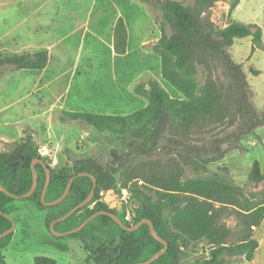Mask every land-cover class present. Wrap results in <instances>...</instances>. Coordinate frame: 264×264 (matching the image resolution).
<instances>
[{"label":"trees","instance_id":"16d2710c","mask_svg":"<svg viewBox=\"0 0 264 264\" xmlns=\"http://www.w3.org/2000/svg\"><path fill=\"white\" fill-rule=\"evenodd\" d=\"M137 1L151 4L162 13V35L153 50L161 58L163 80L178 96L172 97L156 79H148L135 88V93L145 98L148 105L130 115L66 112L73 121L100 133L120 136L122 147L109 150L108 160L97 156L75 161L74 174L56 172L48 166L51 182L47 202L62 196L71 178H75L68 197L53 207L42 203L47 174L44 166L37 164L39 183L35 194L16 200L0 190V211L15 220L14 215L19 211L15 208L17 201L35 202L41 209L50 211V227L89 196L93 181L90 177H79L80 173L97 179L92 203L102 191L116 190L114 175L119 173L125 189L133 183L132 200H136L133 225L125 222L124 207L98 203L94 210L89 209V204L57 223L56 231H71L97 212L108 211L129 227L143 220L153 222L156 234L168 243L167 252L153 264H183L189 246L199 242H206L209 254L199 264L250 263L260 247L254 230L264 221V192L260 190L264 173L260 162L255 161L252 166L251 191L247 196L241 187L218 175L191 178L187 173L207 171L210 165L224 161L230 153L242 149L246 138L261 141L258 130L264 127V109L256 108L255 92L243 63L235 60L232 49L237 40L252 38L253 53L264 51V29L236 21L218 27L210 13L223 0H194L192 5L178 0ZM240 3L241 0H230V12ZM128 46L127 23L120 17L114 28V51L126 55ZM50 62L49 49L0 52V77L22 70L43 71ZM200 68L205 73L202 84L198 81ZM249 71L253 76L261 74L253 67ZM36 159L46 162L33 135L27 132L21 143L0 152V184L17 196L28 193L34 182L32 163ZM154 189L161 190L158 199L150 194ZM224 207L234 209L240 223L238 232L221 223ZM82 212L85 218L78 220L76 217ZM11 227L12 222L0 214V234ZM73 236H83L80 241L88 247L94 264L145 262L164 248L151 234L149 225L128 232L105 215L95 218ZM11 238L12 234L0 240V264H7L4 251ZM35 264L58 263L42 256L35 259Z\"/></svg>","mask_w":264,"mask_h":264},{"label":"rangeland","instance_id":"374dc122","mask_svg":"<svg viewBox=\"0 0 264 264\" xmlns=\"http://www.w3.org/2000/svg\"><path fill=\"white\" fill-rule=\"evenodd\" d=\"M178 1H182L188 5L194 3V0ZM42 2L33 1L25 3V0H0V52L2 53L33 52L36 50L32 51L28 49L54 43L62 39L64 37L63 35L69 34L68 38H65L66 40L64 39L65 41L60 42L55 47L53 52L54 64L46 76L42 75L40 71H32L29 74L22 75L28 87L33 88L36 83L41 88L46 83L53 85L55 77L61 71L71 69L75 65V62L80 60L78 68L79 75H86L90 78L88 88L92 95L96 93V90L102 91L98 87L110 90L113 85L114 74L121 77L127 76L128 78L135 69L142 67L137 62L138 58H136L137 56L134 52L130 57H123L117 59V61H113L110 48L112 47L111 35L105 38V45L98 43L97 38L94 36V34L102 35L105 26L109 25L110 21L115 18L116 9L112 5L107 4L104 8L105 13H103L101 7L97 6L94 12L89 15L91 5L85 6V3L80 5L79 2H76V6L78 5L76 9L79 14L75 18L73 16V19L70 20L71 18H68L69 14L66 16L67 11H65L67 9L66 7L71 8L69 4H65L62 12L59 14L55 11L53 4L42 7ZM57 2H54V4ZM225 3H228L230 7V0H223L210 13L211 20L220 28H224L234 21L247 24L253 23L254 21L261 23L264 19V0H244L243 8L234 14L230 12L229 16L223 13L222 7ZM137 4L139 5L135 6L122 0L119 4V8L123 14L130 17L129 21L133 40L131 45L132 51L136 46L135 40L137 36L141 35L143 26L147 25L148 27H152L153 29L150 30V33L157 34L156 36L159 38V41L162 35L161 24L163 17L161 11L153 5L145 3L153 12V21L157 26L154 28L153 25H150L151 22H149L152 19L149 12L146 13L144 11L146 7H142L140 2ZM148 14L149 17L147 16ZM61 22L65 24L63 25V34H60L59 29H57V25ZM87 22H89L88 26L86 25ZM102 22L104 25H101ZM87 27L93 32L88 33ZM86 31L88 34L86 42L83 45L82 37ZM166 32L169 35L171 34L169 27L166 28ZM149 48L153 49V45ZM22 49L25 50L18 52ZM232 51L235 60L244 65L249 83L256 95V108L258 110L264 109V51L257 50L252 55V38L237 40ZM159 57L155 53L154 69L156 70L161 67V59ZM131 61L133 62L132 65H130ZM250 67L261 71V74L253 76L249 71ZM83 69L87 70L86 74ZM204 75V70L200 68L198 81L201 84L204 81ZM78 80L71 87V94L68 96L70 103L73 102L74 94L79 83L77 82ZM147 80L145 78L141 83ZM64 81L62 88H59L57 85L55 86L56 96H60L66 91L68 82L66 80ZM161 85L172 97L175 98L178 96L176 90L164 80ZM135 88L131 92L135 93ZM91 95L89 96L92 97ZM49 99L45 97L41 98L36 93V95L27 98L26 102L33 101L35 104H40L43 109L41 111L44 113L48 109V104L54 101L52 98ZM87 101L89 105L95 102L93 98H88ZM58 103V100L55 101V106L51 103V109L44 113L39 120L35 121L34 129L27 124L23 137L17 142H0V152L9 151L12 145L21 143L26 138L27 132H29L33 135L36 144L39 146L41 156L46 159L45 163L47 166L56 172L74 174L76 171L75 161L81 159L86 160L87 158L97 156H102L108 160L109 150L122 147L120 136H115L109 132L100 133L91 126L69 119L65 115L67 111L61 109ZM258 135L261 141H258L256 138H246L243 141L242 149L230 153L224 161L210 165L207 171H201L199 173L188 171V176L191 178H210L218 175L220 179L234 186L241 187L247 196L251 191L250 172L255 161L260 162L264 173V127L258 130ZM114 177L117 184L116 190L109 192L102 191L97 201L90 203L89 209L94 210L98 203H105L110 207H124L125 211L123 210L122 215H125V222L133 225L134 220L132 214L135 210L136 201L135 199L132 200L133 183L125 189L120 182V174L117 173ZM260 190L264 192V183L261 184ZM160 191L154 189L150 194L153 198L158 199ZM15 208L19 209L14 215L15 220L13 219L16 222V229L12 233L8 247L4 251L7 264H35V259L42 256L53 258L58 264H94L91 260V255L87 251L88 247L80 241L83 236H73V234L65 237H57L52 233L49 227L50 211L41 209L35 202L27 201H17ZM223 211L221 223L230 227L234 233L238 232L240 230V223L234 213V209L224 207ZM76 218L83 220L85 213H80ZM254 237L259 241L260 247H262L259 256L264 260V221L260 227L254 230ZM237 238L238 236L235 235V239ZM207 249L206 242L191 244L185 252L183 264L203 263L209 258ZM233 264L246 263L235 262Z\"/></svg>","mask_w":264,"mask_h":264},{"label":"crops","instance_id":"0c3cea01","mask_svg":"<svg viewBox=\"0 0 264 264\" xmlns=\"http://www.w3.org/2000/svg\"><path fill=\"white\" fill-rule=\"evenodd\" d=\"M33 1H43L42 7H46L49 4H53L55 11L57 13H61L63 10L64 5L71 6V8L66 7L67 9L66 16L69 14L68 18H71L70 20L78 16L79 12L76 9V2H79V4H84L85 6L91 5V10L89 15H91L95 8L97 6L101 7L103 9V13H105V7L107 4L112 5L116 9V15L115 18H113L110 21L109 25L105 26L104 31H102V35L100 34H94V36L97 38L98 43H102L105 45V38L108 35H111V58L113 61H117L119 58L123 57H130L132 53L134 52L137 56V62L142 65L140 69H135L131 75L128 76H118L114 74L113 76V85L111 86L110 90H106L105 88L98 87L99 90H96L95 94H90L89 86L90 81L88 76L79 75V61L75 62V65L71 67L69 70L61 71L57 77H55L53 85L46 83V85L41 88L37 83L34 85V87L30 88L28 87L24 80L22 75L29 74L32 72L31 70H22L19 72L7 74L5 76L0 77V142L5 143H14L17 142L19 139H21L24 135V129L27 124H29L33 129L35 127V121L39 120L41 116L44 115V113L48 112V110L51 109V103L55 106V101L58 100V106L61 107V109H64L67 112H90V113H96V114H105V115H130L134 112H137L143 108H145L148 105V101L135 94L134 92H131L133 88H135L137 85L141 83L143 79H156L161 84L163 82V76L161 67L159 69H154V59H155V51L150 46L157 44L159 41V38H157V34H151L150 30L153 29L152 27H148L147 25L143 26V30H141V35L137 36L135 43L136 46L134 50H131V45L133 43L132 40V31H131V24H130V17L123 14V12L120 10V2L121 0H25V3L33 2ZM126 3L132 4V5H139L137 4L140 2L142 7H146L144 11L146 13L149 12L151 16V20L149 22L150 25H153L154 28L157 27L156 23L153 21V12L149 6H147L145 3L141 1H135V0H122ZM134 1V2H133ZM54 2H57L54 4ZM243 2L244 0H241L240 5L238 8L233 12L237 13L243 8ZM223 8V13H226L227 16L230 15V7L228 3H225ZM149 14L147 15L149 17ZM264 16V12H263ZM120 17H123L127 23L128 32H129V46L128 51L126 55H117L114 51V28L115 24L118 21ZM89 21V19H88ZM247 24H258L264 29V19L261 23H258L257 21H254L253 23H247ZM63 25H65L63 22L59 23L57 25V29H59L60 34H63ZM86 25H89V22L86 23ZM101 25H104L102 22ZM149 25V26H150ZM88 33H92L93 31H90L89 27H87ZM87 31L85 34H83L82 37V43L83 45L86 42L87 37ZM68 33L63 35L64 37L54 43H49L48 45L44 46H38L29 48L28 50H38V49H49L51 54V62L49 66L43 70L40 71L42 75H45L52 69L54 64V49L56 46L59 45L60 42L65 41V38H68ZM161 38V37H160ZM65 39V40H64ZM26 49V48H25ZM25 49H22L18 52H21ZM257 51V50H256ZM114 53V54H113ZM157 54V53H156ZM253 53V42H252V55ZM160 58V57H159ZM158 58V60H159ZM157 59V58H156ZM161 59V58H160ZM132 61L130 62V65H132ZM144 67V68H143ZM85 74H86V69ZM26 77V76H25ZM68 77V79H66ZM79 79L77 82L78 86L76 88L73 102L70 103V99L68 96L71 94V87H73L74 82ZM66 80L68 82V86L66 87V91L62 93L60 96H56V91L54 89L55 86H59V88H62L64 86ZM104 82V80H103ZM105 86V85H104ZM98 92V93H97ZM40 95L41 98H52L54 101L49 103L48 109L42 113L41 110H43L40 106V104H35V102H26L27 98L34 95ZM28 94V95H27ZM91 95L92 97H90ZM28 96V97H27ZM57 98V99H56ZM62 98V99H61ZM88 98H93L95 102H92L91 105H89V102L87 101ZM50 100V99H49ZM37 103V102H36ZM39 107V108H38ZM50 107V108H49ZM262 247H259L256 256L254 260L250 263L246 264H264V260L260 258L259 253L261 251Z\"/></svg>","mask_w":264,"mask_h":264},{"label":"water","instance_id":"95a60500","mask_svg":"<svg viewBox=\"0 0 264 264\" xmlns=\"http://www.w3.org/2000/svg\"><path fill=\"white\" fill-rule=\"evenodd\" d=\"M37 164H42L44 166L46 174H47L46 184H45V187H44V190H43V193H42V203L45 206H48V207H53V206H57V205L61 204L68 197V195L70 194V191H71V188L73 186L75 178H71V180L69 181V183H68V185L66 187V190L62 194V196H60L58 199H56V200H54L52 202H47L46 201V195H47V192H48V189H49V185H50V182H51V169L47 166V164L44 161L39 160V159L34 160L33 163H32V172H33V180H34V182H33L32 189L28 193H26L24 195H21V196H17V195L12 194L11 192H9L1 184H0V190L2 192H4L5 194H7L8 196H10V197H12V198H14L16 200L31 198L35 194V192H36V190L38 188V183H39L38 182L39 174H38V171H37V168H36ZM16 165L17 164H14L13 166H16ZM78 176L79 177H83V176L90 177L92 179V181H93V188H92L89 196L82 203H80L75 208H73L65 216H63L61 218H58L57 220H55L54 222L51 223L50 229H51L52 233L55 236H57V237H65V236H70V235L76 234V233L82 231L95 218H97V217H99L101 215H105V216H109L110 218H112L122 229H124L125 231H128V232H135L139 228H141L143 225H145V224L149 225L151 234L159 242H161L164 245L163 250L159 251L152 258H150L149 260H147L145 262H140V263H136V264H153L157 259H159L161 256H163L167 252L168 243L163 238H161L160 236H158L156 234V230H155L154 224H153V222L151 220H143L142 222H140L136 226L129 227L117 215H115L113 213H110L108 211L97 212L92 217H90L87 220H85V222H83V224H81L79 227H77V228H75V229H73L71 231L63 232V233L56 231L55 226H56L57 223L63 222L65 220L69 219L70 217H72L80 209H82V208L86 207L87 205H89L93 201V199L95 197L96 190H97V187H98V182H97V179L95 178V176L87 174V173H80ZM0 214L5 216L7 219H9L12 222V227L9 230H7V231L3 232L2 234H0V240H1V239L5 238V237L9 236L10 234H12L15 231L16 222L13 220V218H11L7 214H4L2 211H0Z\"/></svg>","mask_w":264,"mask_h":264}]
</instances>
